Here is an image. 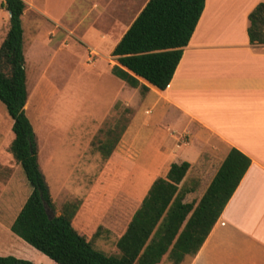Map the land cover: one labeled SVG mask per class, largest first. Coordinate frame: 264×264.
Segmentation results:
<instances>
[{
    "label": "crops",
    "instance_id": "0c3cea01",
    "mask_svg": "<svg viewBox=\"0 0 264 264\" xmlns=\"http://www.w3.org/2000/svg\"><path fill=\"white\" fill-rule=\"evenodd\" d=\"M149 1L121 0L115 12L95 4L100 29L81 43L90 54L113 59L110 71L118 65L113 51ZM24 2V17L33 12L60 29L63 16L75 5V0L67 1L53 16L48 3L40 7ZM259 4L264 0H207L168 89L141 79L149 88L146 95L127 85L132 91L115 100V108L133 110L130 125L114 146L120 159L117 172L95 176L92 200L73 220L89 242L99 236V249L118 250L154 183L167 179L174 164H190L179 187L188 191L185 203L198 204L230 151L237 149L251 159V167L198 255L187 256L182 264H264V45H252L248 36L249 15ZM161 124L169 135L160 132ZM106 181L114 185L105 188ZM108 193L113 204L105 213Z\"/></svg>",
    "mask_w": 264,
    "mask_h": 264
},
{
    "label": "trees",
    "instance_id": "16d2710c",
    "mask_svg": "<svg viewBox=\"0 0 264 264\" xmlns=\"http://www.w3.org/2000/svg\"><path fill=\"white\" fill-rule=\"evenodd\" d=\"M207 0H150L116 46L112 57L118 65L112 74L142 95L149 88L141 79L161 91L172 83L202 18ZM10 30L0 49V103L14 122L11 153L24 170L32 187L11 231L55 264H182L198 255L222 216L245 175L251 159L232 149L207 192L196 204L185 203L188 191L180 185L190 170L189 163L174 164L167 179L157 180L127 233L120 239V256L108 257L96 251L73 226L78 207L67 205L61 216L50 219L47 207L56 212L46 178L39 164L37 134L26 114L29 101L24 0H5ZM248 36L252 45H264V4L249 15ZM112 132H110L111 134ZM115 146V145H114ZM114 146L101 150L106 159ZM0 264H33L13 256L0 257Z\"/></svg>",
    "mask_w": 264,
    "mask_h": 264
},
{
    "label": "rangeland",
    "instance_id": "374dc122",
    "mask_svg": "<svg viewBox=\"0 0 264 264\" xmlns=\"http://www.w3.org/2000/svg\"><path fill=\"white\" fill-rule=\"evenodd\" d=\"M4 1L0 0V49L11 26ZM28 1L40 7L48 3L50 14L57 16V9L66 8L71 0ZM106 1L75 0V5L63 16L62 29L33 12L23 18L29 91L26 114L37 134L39 164L55 203L54 217L64 213L67 205L79 209L92 200L98 173L117 172L120 159L116 160L114 152L106 159L101 147L111 150L132 120V109L114 106L117 98L132 90L110 71L113 59L90 54L81 43L100 29L95 4L115 12L121 0H110L105 5ZM103 54L107 55L105 49ZM13 126L6 106L0 103V257L55 264L11 231L33 192L23 168L11 153ZM159 130L169 135L167 125L161 124ZM103 185L109 188L114 183L106 181ZM112 202L108 193L103 202L105 213ZM98 237L91 241L96 251L108 257L120 256L119 249L114 247L99 249L102 247L98 245ZM164 264L172 263L166 257Z\"/></svg>",
    "mask_w": 264,
    "mask_h": 264
},
{
    "label": "water",
    "instance_id": "95a60500",
    "mask_svg": "<svg viewBox=\"0 0 264 264\" xmlns=\"http://www.w3.org/2000/svg\"><path fill=\"white\" fill-rule=\"evenodd\" d=\"M47 213H48L50 219L53 220L54 219V215H53L52 211L48 207H47Z\"/></svg>",
    "mask_w": 264,
    "mask_h": 264
}]
</instances>
